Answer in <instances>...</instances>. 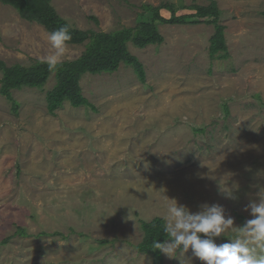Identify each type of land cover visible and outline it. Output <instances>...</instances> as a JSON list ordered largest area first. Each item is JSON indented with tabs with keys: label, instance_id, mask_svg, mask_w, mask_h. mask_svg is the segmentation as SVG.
<instances>
[{
	"label": "rangeland",
	"instance_id": "374dc122",
	"mask_svg": "<svg viewBox=\"0 0 264 264\" xmlns=\"http://www.w3.org/2000/svg\"><path fill=\"white\" fill-rule=\"evenodd\" d=\"M215 1L227 59L209 55L213 26L159 24L160 45H128L144 84L124 64L82 76L94 111L64 103L49 115L53 78L13 91L16 113L0 95V264H153L136 249L140 221L162 218L168 199L192 212L222 205L237 227L251 218L244 209L264 187V0ZM144 4L183 15L208 1L51 0L74 28L104 33L135 27ZM47 33L0 4L7 66L43 61ZM84 49L68 44L62 61Z\"/></svg>",
	"mask_w": 264,
	"mask_h": 264
},
{
	"label": "trees",
	"instance_id": "16d2710c",
	"mask_svg": "<svg viewBox=\"0 0 264 264\" xmlns=\"http://www.w3.org/2000/svg\"><path fill=\"white\" fill-rule=\"evenodd\" d=\"M125 1V0H120ZM206 6H192L189 14L177 15L173 5L141 6L142 15L133 28H122L110 33L82 31L72 26L71 45H84L83 53L75 60L61 61L57 68L50 70L42 60H36L29 65L15 64L7 66L0 61V95L11 104L13 112H17L18 104L12 96L13 91L23 88L42 89L50 78L53 87L46 92V110L54 115L64 103L73 108L87 107L92 111L94 106L83 96L80 80L85 74H110L118 70L121 64L130 66L138 81L144 84L146 74L142 63L128 50V45L143 49L150 45H160L163 37L158 31L159 24L165 25H195L205 23L213 26L214 33L209 40V55L211 58L227 59V46L224 27L219 24L220 11L215 0H207ZM0 4L10 6L19 16L29 22H35L50 32L67 23L51 5V0H0ZM169 14L163 15L162 11ZM264 16V13H263ZM224 113L228 114L226 105ZM203 132V129L196 130ZM243 222V218L238 216ZM163 220L154 218L151 221H140L142 240L136 246L138 253L152 257L153 264H163V254L152 251L154 239L163 242ZM103 244V241L99 242Z\"/></svg>",
	"mask_w": 264,
	"mask_h": 264
},
{
	"label": "clouds",
	"instance_id": "9594fccd",
	"mask_svg": "<svg viewBox=\"0 0 264 264\" xmlns=\"http://www.w3.org/2000/svg\"><path fill=\"white\" fill-rule=\"evenodd\" d=\"M71 28L69 21L46 34L52 51L43 62L50 70L61 63L72 40ZM227 194L235 198L231 191ZM256 197L244 209L251 218L238 227L234 226L231 215L226 216L222 205L205 203L200 205L199 211L192 212L166 197L170 203L162 217L165 239L163 242L154 239L150 249L159 251L169 260H178L179 264H193V258L201 264H264V187ZM229 232L231 235L226 236ZM222 236L230 242L216 243ZM189 251L191 257L184 259Z\"/></svg>",
	"mask_w": 264,
	"mask_h": 264
}]
</instances>
